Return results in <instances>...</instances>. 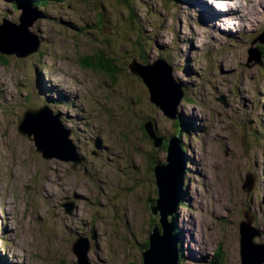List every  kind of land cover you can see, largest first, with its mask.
Instances as JSON below:
<instances>
[{"label": "rangeland", "instance_id": "1", "mask_svg": "<svg viewBox=\"0 0 264 264\" xmlns=\"http://www.w3.org/2000/svg\"><path fill=\"white\" fill-rule=\"evenodd\" d=\"M27 1L0 0V25L19 24L23 9L43 14L29 28L41 39L36 52L18 57L23 41L2 40L14 53H0V261L80 264L72 245L87 237L90 264L141 263L159 222L154 169L167 158L144 135L147 120L165 142L183 124L180 263L208 264L219 253L221 264H241L242 232H253L241 224L246 211L259 231L253 242L264 244V0H130L145 28L136 25L134 38L116 0L53 1L46 11ZM100 12L104 26L90 29ZM100 49L124 69L115 79L82 64ZM134 58L172 65L184 90L179 120L149 101L128 71ZM44 104L71 130L77 167L43 157L18 130L24 112Z\"/></svg>", "mask_w": 264, "mask_h": 264}, {"label": "water", "instance_id": "2", "mask_svg": "<svg viewBox=\"0 0 264 264\" xmlns=\"http://www.w3.org/2000/svg\"><path fill=\"white\" fill-rule=\"evenodd\" d=\"M32 13L28 9H23L19 17V24L3 20L4 23L0 25V53L6 55L14 53L8 45H2V40L7 41L9 38L21 40L25 45L24 52L20 53L21 49L15 44L18 57L34 53L39 49L41 39L30 32L29 28L43 14L41 12ZM259 38L264 43V34L259 35ZM256 41L257 39L252 44ZM254 52L255 54L250 56V59L255 57L258 59L260 51L255 48ZM127 68L129 73L142 80L148 90L149 101L158 107L167 118L177 120L178 106L184 97V90L173 79L172 65L162 58L146 64L134 58ZM220 101H223V96ZM143 129L154 140L155 147L159 148L163 145L165 138L156 133L153 121H146ZM18 130L23 134L26 132L29 136L33 135L36 149L43 157L47 159L56 157L71 161L73 167H77L82 162L77 154L75 144L70 138L71 132L64 128L58 121V116L53 115L49 107L43 106L40 110L28 108L24 112L23 121L20 122ZM182 137L180 128L168 139L165 163L155 165L154 174L158 198L151 210L154 216L159 214V222L149 234V244L142 252L143 261L141 264H179L180 262L179 237L176 229L177 212L183 199L182 188L185 174ZM243 188L248 193L253 190L254 182L251 175L247 176ZM244 215L245 220L241 224L253 232L251 235L242 232L240 239L241 264H262L264 262V244L253 242V238L259 235V231L251 226L253 215H249L248 211ZM89 249L90 241L87 237H84L83 244L74 243L72 245V250L79 258L80 264H90L87 256Z\"/></svg>", "mask_w": 264, "mask_h": 264}, {"label": "trees", "instance_id": "3", "mask_svg": "<svg viewBox=\"0 0 264 264\" xmlns=\"http://www.w3.org/2000/svg\"><path fill=\"white\" fill-rule=\"evenodd\" d=\"M53 1H65V0H28L29 4H31V6L35 7V8H38V9H42L44 11H46V9L48 8V6L50 5L51 2ZM100 4H102L103 1H111V0H97ZM122 7L123 9L126 11V15H128V26H127V30H129V33L131 32L132 34V37L134 38L135 35H134V32H135V27L137 25V27H141V29H143V24H141L140 20L138 21L137 20V14L135 12V8L133 7L132 3L130 0H116ZM101 14V17L99 16V20L97 23H92V25H90V29H99L101 28V25L104 26V19L102 18L103 17V12H100ZM73 25V24H72ZM89 26V25H88ZM88 26H85L87 29ZM145 29V28H144ZM136 42H137V39H136ZM262 47V48H261ZM260 50H262V66L264 67V45H261L260 46ZM36 52V51H35ZM102 55H101V54ZM127 57V56H126ZM0 59H3V55H0ZM142 63H147V60L145 58H141L140 59ZM82 64L85 66V67H91V68H94L95 70H100V71H104L107 75H112L111 77L113 79H115V72L118 70H124L123 68H120V67H117L115 66L111 60H108V58L105 56L104 52H103V49H100V52L98 53V55H94V56H86L85 58L82 59ZM125 64H127V61L125 62ZM115 68V69H113ZM49 95V94H48ZM47 95V96H48ZM57 102H55L56 104ZM148 121V120H147ZM146 122V121H145ZM144 122V123H145ZM143 123V125H144ZM154 123V122H153ZM155 125V124H154ZM183 125V124H181ZM143 128V127H142ZM183 129V128H182ZM156 130V129H155ZM157 131V130H156ZM157 133V132H156ZM144 135L148 138V134L146 132H144ZM166 145H167V141L163 143V145L160 147V148H163L164 150L166 149ZM182 148L183 150L184 149V146L182 145ZM166 151V150H165ZM157 200V199H155ZM154 200V201H155ZM156 204V203H155ZM181 204H186L185 202H183V199L181 200L180 202V205ZM156 224V223H155ZM155 224H152V228L155 227L154 225ZM157 225V224H156ZM176 233H180V229L178 228L177 226V229H176ZM149 244V241L148 239H146L145 243H144V246L145 248L148 246ZM179 252H180V260L181 259H184L185 255H184V251H183V247H182V242L180 240V243H179ZM219 254V253H218ZM218 254H215L214 257L208 262V264H221V260L219 259V255ZM143 261V258L141 260V263ZM141 263H132V264H141ZM0 264H4L0 261ZM182 264V263H181Z\"/></svg>", "mask_w": 264, "mask_h": 264}, {"label": "bare ground", "instance_id": "4", "mask_svg": "<svg viewBox=\"0 0 264 264\" xmlns=\"http://www.w3.org/2000/svg\"><path fill=\"white\" fill-rule=\"evenodd\" d=\"M9 39H12V38H9ZM7 41H9V40H7ZM181 128V127H180ZM72 188V187H71ZM47 189V188H46ZM78 189V188H77ZM53 190V188H51V187H48V189L46 190V192L47 193H51L52 194V192L54 191H52ZM73 190V189H72ZM76 190V189H75ZM79 190V189H78ZM51 191V192H50ZM80 193V192H79ZM219 212V211H218ZM179 264H181L180 262H179Z\"/></svg>", "mask_w": 264, "mask_h": 264}]
</instances>
